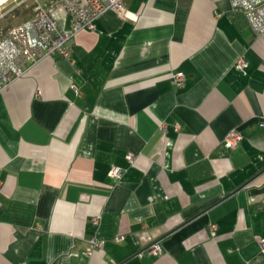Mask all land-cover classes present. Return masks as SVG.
Wrapping results in <instances>:
<instances>
[{
  "label": "crops",
  "instance_id": "crops-1",
  "mask_svg": "<svg viewBox=\"0 0 264 264\" xmlns=\"http://www.w3.org/2000/svg\"><path fill=\"white\" fill-rule=\"evenodd\" d=\"M124 5L55 10L72 59L0 90V264H264V34L229 0Z\"/></svg>",
  "mask_w": 264,
  "mask_h": 264
},
{
  "label": "built area",
  "instance_id": "built-area-1",
  "mask_svg": "<svg viewBox=\"0 0 264 264\" xmlns=\"http://www.w3.org/2000/svg\"><path fill=\"white\" fill-rule=\"evenodd\" d=\"M233 13L242 14L255 36L264 34V0H229ZM61 10L70 18L74 31L93 30L95 20L105 11L115 12L121 19H125L127 10L124 0H50L44 5L34 0L32 13L22 22L0 30V90L5 88L12 80L21 77L27 68L46 56H60L67 60L72 59L71 49L67 45L68 34L58 27L54 11ZM238 68H244L246 62L239 58L236 62ZM174 87L180 88L184 84L185 76L181 71L173 72ZM264 125V122H263ZM177 129L178 126L176 125ZM242 139L241 134L231 130L225 137L229 145H236ZM127 161L132 164L133 153L126 155ZM124 169L113 166L109 176L119 179ZM98 224L99 216L91 218ZM122 237H116L120 241ZM104 239L92 235L88 239L86 254L94 249H102ZM261 252L264 253V240L260 241ZM160 251L158 242L147 248L148 253Z\"/></svg>",
  "mask_w": 264,
  "mask_h": 264
},
{
  "label": "rangeland",
  "instance_id": "rangeland-1",
  "mask_svg": "<svg viewBox=\"0 0 264 264\" xmlns=\"http://www.w3.org/2000/svg\"><path fill=\"white\" fill-rule=\"evenodd\" d=\"M33 6L34 0H8L2 4L0 6V30L16 25L29 17Z\"/></svg>",
  "mask_w": 264,
  "mask_h": 264
},
{
  "label": "bare ground",
  "instance_id": "bare-ground-1",
  "mask_svg": "<svg viewBox=\"0 0 264 264\" xmlns=\"http://www.w3.org/2000/svg\"><path fill=\"white\" fill-rule=\"evenodd\" d=\"M8 0H0V6L2 5V4H4L5 2H7Z\"/></svg>",
  "mask_w": 264,
  "mask_h": 264
}]
</instances>
